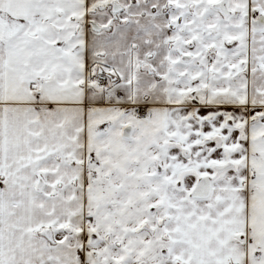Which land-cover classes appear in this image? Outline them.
Wrapping results in <instances>:
<instances>
[{
    "label": "crops",
    "instance_id": "1",
    "mask_svg": "<svg viewBox=\"0 0 264 264\" xmlns=\"http://www.w3.org/2000/svg\"><path fill=\"white\" fill-rule=\"evenodd\" d=\"M260 17L0 0V264H264Z\"/></svg>",
    "mask_w": 264,
    "mask_h": 264
},
{
    "label": "built area",
    "instance_id": "2",
    "mask_svg": "<svg viewBox=\"0 0 264 264\" xmlns=\"http://www.w3.org/2000/svg\"><path fill=\"white\" fill-rule=\"evenodd\" d=\"M98 82L100 84H105V81L103 79H98ZM135 114L139 116H145L147 114V111L143 106H138L135 108Z\"/></svg>",
    "mask_w": 264,
    "mask_h": 264
},
{
    "label": "water",
    "instance_id": "3",
    "mask_svg": "<svg viewBox=\"0 0 264 264\" xmlns=\"http://www.w3.org/2000/svg\"><path fill=\"white\" fill-rule=\"evenodd\" d=\"M254 27L257 30H263L264 29V17H260V19L254 23Z\"/></svg>",
    "mask_w": 264,
    "mask_h": 264
},
{
    "label": "rangeland",
    "instance_id": "4",
    "mask_svg": "<svg viewBox=\"0 0 264 264\" xmlns=\"http://www.w3.org/2000/svg\"><path fill=\"white\" fill-rule=\"evenodd\" d=\"M114 1H112L111 3H113Z\"/></svg>",
    "mask_w": 264,
    "mask_h": 264
}]
</instances>
